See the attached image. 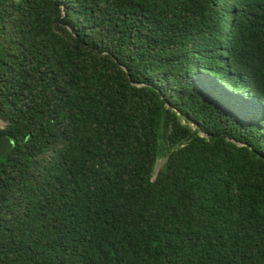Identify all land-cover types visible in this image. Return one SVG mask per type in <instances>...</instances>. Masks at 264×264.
<instances>
[{"label":"trees","instance_id":"obj_1","mask_svg":"<svg viewBox=\"0 0 264 264\" xmlns=\"http://www.w3.org/2000/svg\"><path fill=\"white\" fill-rule=\"evenodd\" d=\"M0 121V264H264V0H0Z\"/></svg>","mask_w":264,"mask_h":264},{"label":"rangeland","instance_id":"obj_2","mask_svg":"<svg viewBox=\"0 0 264 264\" xmlns=\"http://www.w3.org/2000/svg\"><path fill=\"white\" fill-rule=\"evenodd\" d=\"M0 126L5 127V124L0 121ZM166 162V158H161L158 162L157 171L160 170V167Z\"/></svg>","mask_w":264,"mask_h":264}]
</instances>
